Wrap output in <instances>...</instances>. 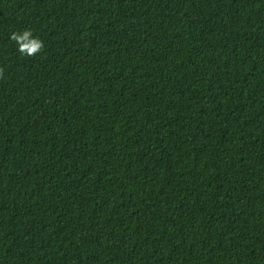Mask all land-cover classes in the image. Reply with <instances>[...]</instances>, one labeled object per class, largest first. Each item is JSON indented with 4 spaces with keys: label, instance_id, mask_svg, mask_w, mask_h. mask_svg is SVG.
<instances>
[{
    "label": "trees",
    "instance_id": "16d2710c",
    "mask_svg": "<svg viewBox=\"0 0 264 264\" xmlns=\"http://www.w3.org/2000/svg\"><path fill=\"white\" fill-rule=\"evenodd\" d=\"M0 67V264H264V0H0Z\"/></svg>",
    "mask_w": 264,
    "mask_h": 264
},
{
    "label": "clouds",
    "instance_id": "9594fccd",
    "mask_svg": "<svg viewBox=\"0 0 264 264\" xmlns=\"http://www.w3.org/2000/svg\"><path fill=\"white\" fill-rule=\"evenodd\" d=\"M10 40L17 45V51L26 57H34L41 54L45 48L43 40L34 36L30 29H23L19 32H12ZM5 69L0 67V79L4 78Z\"/></svg>",
    "mask_w": 264,
    "mask_h": 264
}]
</instances>
